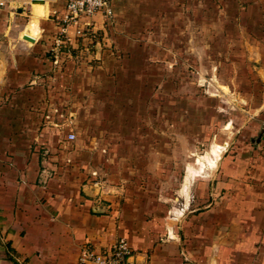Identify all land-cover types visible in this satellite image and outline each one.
Masks as SVG:
<instances>
[{
	"label": "rangeland",
	"instance_id": "obj_1",
	"mask_svg": "<svg viewBox=\"0 0 264 264\" xmlns=\"http://www.w3.org/2000/svg\"><path fill=\"white\" fill-rule=\"evenodd\" d=\"M110 8L64 31L57 18L43 72L0 102L16 104L9 125L0 110V165L34 154L41 185H72L135 224L177 231L194 210L193 182L209 180L245 115L264 120V0Z\"/></svg>",
	"mask_w": 264,
	"mask_h": 264
},
{
	"label": "crops",
	"instance_id": "obj_2",
	"mask_svg": "<svg viewBox=\"0 0 264 264\" xmlns=\"http://www.w3.org/2000/svg\"><path fill=\"white\" fill-rule=\"evenodd\" d=\"M0 1L1 102L43 72L45 41L65 7L64 0ZM15 105L0 107L7 125L16 121L9 118ZM244 122L248 128L226 142L209 180L193 182L194 210L177 231L135 224L113 201L83 197L72 185H41L34 154L16 169L0 165V264H82L83 246L105 250L117 238L131 247L129 264H264V129L252 138L264 120L257 124L248 113ZM0 144L4 158L9 147Z\"/></svg>",
	"mask_w": 264,
	"mask_h": 264
},
{
	"label": "built area",
	"instance_id": "obj_3",
	"mask_svg": "<svg viewBox=\"0 0 264 264\" xmlns=\"http://www.w3.org/2000/svg\"><path fill=\"white\" fill-rule=\"evenodd\" d=\"M2 2H0V5ZM111 0H64L65 12L62 17L61 31L70 24H76L83 18L90 17L96 13L110 14ZM68 138L74 137L69 133ZM131 247L124 238H117L105 250H95L86 245L81 248L79 262L94 264H129L128 257L131 255Z\"/></svg>",
	"mask_w": 264,
	"mask_h": 264
},
{
	"label": "water",
	"instance_id": "obj_4",
	"mask_svg": "<svg viewBox=\"0 0 264 264\" xmlns=\"http://www.w3.org/2000/svg\"><path fill=\"white\" fill-rule=\"evenodd\" d=\"M33 1H39V0H33ZM24 39L28 40V41H32L33 39L27 35L23 36Z\"/></svg>",
	"mask_w": 264,
	"mask_h": 264
},
{
	"label": "bare ground",
	"instance_id": "obj_5",
	"mask_svg": "<svg viewBox=\"0 0 264 264\" xmlns=\"http://www.w3.org/2000/svg\"><path fill=\"white\" fill-rule=\"evenodd\" d=\"M215 155H216V153H215Z\"/></svg>",
	"mask_w": 264,
	"mask_h": 264
}]
</instances>
